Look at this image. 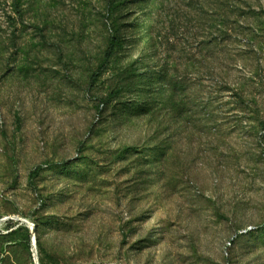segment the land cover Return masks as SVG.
I'll use <instances>...</instances> for the list:
<instances>
[{
  "label": "rangeland",
  "instance_id": "obj_1",
  "mask_svg": "<svg viewBox=\"0 0 264 264\" xmlns=\"http://www.w3.org/2000/svg\"><path fill=\"white\" fill-rule=\"evenodd\" d=\"M117 3L0 0V264H264V0Z\"/></svg>",
  "mask_w": 264,
  "mask_h": 264
},
{
  "label": "trees",
  "instance_id": "obj_2",
  "mask_svg": "<svg viewBox=\"0 0 264 264\" xmlns=\"http://www.w3.org/2000/svg\"><path fill=\"white\" fill-rule=\"evenodd\" d=\"M106 1L108 4L109 11L111 13H114L115 12L114 8H117V6H118L117 0H106ZM121 39H124V38L120 32V27L115 28L114 31L111 33V35L108 38V43H107V47H106L105 55H104V61L98 67L99 72L104 71L108 67V65L110 64L112 57L114 56L116 50L121 48L120 47L122 45ZM121 83H122V81H121Z\"/></svg>",
  "mask_w": 264,
  "mask_h": 264
}]
</instances>
